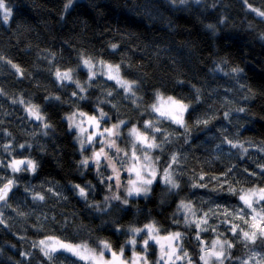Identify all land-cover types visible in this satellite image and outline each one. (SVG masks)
Returning <instances> with one entry per match:
<instances>
[{"label": "trees", "instance_id": "1", "mask_svg": "<svg viewBox=\"0 0 264 264\" xmlns=\"http://www.w3.org/2000/svg\"><path fill=\"white\" fill-rule=\"evenodd\" d=\"M4 3L11 14L5 23L0 9V145H12V155L0 148V161L32 159L37 170L33 174L0 169L5 177L17 178L7 205H0L4 220L0 264H81L64 252L49 261L33 244L55 236L75 242L108 240L116 249L127 246L132 236L127 228L153 222L161 235L182 232L184 247L197 260V233L193 226H185L180 202L205 211L217 205L232 209L240 201L227 191L228 183L237 189L264 185L260 172L264 152L258 150L264 147V18L249 7L264 11V0H188L183 5L174 0H75L67 10L68 0ZM112 44L118 45L115 51ZM84 58L119 64L121 76L135 82L136 96L126 98L119 85L98 74L88 82ZM236 67L242 69L239 75L231 72ZM69 69L85 91L56 80L57 70ZM157 93L191 106L185 117L187 132L155 117L150 106ZM14 100L37 105L51 127L29 119ZM99 111L107 113L100 121L104 128L124 120L127 127L143 130L144 123L152 121L165 130L151 133L158 141L162 135L169 136L164 150L153 154L159 156L161 170L172 154L179 158L175 179L180 187L170 189L160 178L147 197L127 204L111 199L107 203L113 181L103 176L111 171L101 166V176L92 166L82 167V154L66 119L75 112L99 119ZM204 118L210 120L207 126L196 123ZM125 135L124 131L121 144ZM225 138L243 144L247 154L221 143ZM21 144L30 146L21 149ZM201 171L206 178L227 173L224 189L213 191L219 185L207 179L208 188H193L192 178ZM122 174V180H127L126 172ZM75 185L85 188L86 200ZM116 191L123 196V191ZM37 195L45 199H34ZM222 219L213 217L209 225H218V232L235 239L220 223ZM200 235L208 242L216 238L211 227ZM253 247L264 250L257 241L248 248L237 244L231 251L243 258ZM151 250L149 257L155 259L158 249L153 245Z\"/></svg>", "mask_w": 264, "mask_h": 264}, {"label": "snow or ice", "instance_id": "2", "mask_svg": "<svg viewBox=\"0 0 264 264\" xmlns=\"http://www.w3.org/2000/svg\"><path fill=\"white\" fill-rule=\"evenodd\" d=\"M174 2L183 5L186 4L188 0H174ZM194 2L199 3L200 0H194ZM245 3H247V0H245ZM71 4L72 0H68V3L65 5V10L71 7ZM249 7L251 11L264 18V11L258 8H252L250 5ZM0 9H5L4 0H0ZM10 14L9 11L5 10V23H7ZM208 27L211 29L214 26L208 25ZM111 48L115 51L118 45L112 44ZM2 59L3 57L0 56V60ZM82 62L83 66L88 69V82L95 80L98 72L94 69H96V65H99V74L106 76L108 80H112L119 85V87L127 93L126 98L136 96L135 82L126 80L121 76V66L119 64L106 63L102 60L96 61L94 64L90 58H84ZM8 63L11 62L8 61ZM224 63H226V61H224ZM12 67L15 68L18 73L22 74V69L18 65L13 64ZM231 72L239 75L242 69L238 67L232 68ZM55 75L58 81H67L76 84L80 92L86 90L84 84L74 79L71 69L64 72L57 70ZM197 92H199V89H197ZM107 94L112 95V92L109 91ZM0 95H3L2 91H0ZM73 95H76V93H73ZM80 98L84 99L85 97L81 96ZM55 99L58 100L59 97H55ZM13 102L24 103L23 100H14ZM133 103H135V100H133ZM190 107L189 104L182 102L180 99L171 96L164 97L160 93L156 94V102L150 106L151 111L156 113L159 117L171 120L179 127L184 128L185 132L189 129L183 117ZM26 111H28L32 118L43 123L44 128L47 129L51 127V125L45 122V117L41 114L37 105H29ZM237 111L243 112L244 108H239ZM78 115L79 117H84L85 113L80 112ZM228 116L229 113L226 112L225 119H227ZM106 118L107 113L103 111H99V119L96 116L87 117L90 124L97 129L96 134L104 139L96 141L101 145L99 150H93V155L91 157L85 156L80 162L84 168H88L90 163L93 164L98 174L101 176H103V173L99 172L101 166L111 168V174L103 176L104 180L113 181V183L108 186V190L112 195L106 196V201L109 199L120 200L122 203L127 204L128 197L147 196L158 175L164 183L170 186V189H178L180 187V184L175 179L177 175L175 167L180 164L179 158L175 154H172L168 163L165 164L161 170L158 166L159 156L154 157L152 155L154 150H164L163 144L169 142V136L166 134L162 135L158 141V138L151 133H163L165 130L161 129L152 121L145 122L143 130L137 127H131L128 135L133 138V141L130 149L125 150L118 146L117 140L113 137L120 136L121 126H126L127 122L121 120L111 128L100 130V121ZM66 119L70 122V127L79 128L81 132L84 131L81 124L75 123V113L66 117ZM196 123L207 126L210 120L204 118L197 120ZM94 139V136H89L87 138V144L91 145ZM78 141L81 146V151H85V141L79 140V138ZM221 143H227L231 148H240L244 154H247L248 149L245 148L243 144L235 143L227 138L222 140ZM29 146L30 145L24 144L19 145L21 149ZM0 148H2L4 152H7L9 156L12 155V145L4 144L0 145ZM106 148L114 149L115 151L109 154ZM258 150L264 152V147ZM0 169H10L12 173L31 172L35 174L37 164L32 159L25 160L13 158L7 163L0 161ZM229 171H231V169H229ZM124 172L131 174L134 178L122 182L121 173ZM260 172L264 173V165L260 166ZM249 175H256V173H249ZM226 176L227 173L224 174V177ZM224 177L212 176L206 178V175L201 171L192 178V187L208 188V183L204 182L207 179L208 181H216L219 187L212 190L219 191L225 187V184L222 182ZM16 186V177H5V175L0 174V205H7L9 193ZM74 187L78 189L81 198L86 200L88 193L85 188L79 185H75ZM121 188L124 190L123 198L120 194H117L116 191ZM227 191L239 199L240 206L229 209L228 207L217 205L216 208H209L205 211L194 208L191 202H185L183 200L180 202L178 211L184 214L185 226H193L197 233L195 238L199 241L200 245L197 260H194L192 255L184 247L182 243L184 234L182 232L173 231L161 235L160 228L155 222L145 224L143 227H129L126 229V231L132 233L131 238L126 240L127 251L129 253L127 256L125 254V245H121L114 249L113 245L108 240H98L95 242L81 240L75 242L55 236H47L45 239L34 242L33 246L38 247L49 261L55 259V253L66 252L75 257L81 264H226V262L229 261H238L239 264H264V250H259L256 247L250 248L243 258L234 256L231 251L237 244H241L245 248H248L249 245L256 246L257 241H260V244L264 246V185L248 189H237L234 188L231 183H228ZM34 199L43 201L45 197L43 195H37ZM189 217L193 219H189ZM213 217H223L220 223L227 226L228 231L231 232L235 239H228L223 233L218 232V225L215 227L209 225V220ZM174 222L180 223V221ZM3 223L4 220L0 218V224ZM210 227L213 232H216V238L208 242L201 237L200 233L207 232ZM117 231H120V229H117ZM137 237L139 238V244ZM153 245L158 246V255H156L155 259H150L148 253ZM153 251L155 253L157 250L154 249Z\"/></svg>", "mask_w": 264, "mask_h": 264}, {"label": "rangeland", "instance_id": "3", "mask_svg": "<svg viewBox=\"0 0 264 264\" xmlns=\"http://www.w3.org/2000/svg\"><path fill=\"white\" fill-rule=\"evenodd\" d=\"M75 2V0L74 1H72V4ZM5 4V3H4ZM5 10H7V11H9L8 10V8L5 6V9H1V11H2V15L4 16V14H5ZM10 12V11H9ZM94 64L96 63V62H93ZM99 65H96V69H94L95 71H97L98 72V75H100L99 74ZM83 68L85 69V70H87L88 71V69L87 68H85L84 66H83ZM100 76H103V77H105L106 78V76H104V75H100ZM73 77H75V76H73ZM55 78H56V75H55ZM107 79V78H106ZM56 80H57V78H56ZM58 81V80H57ZM110 81H112V80H110ZM59 83H61L62 84V82L61 81H58ZM65 82H67V81H64V83ZM114 82V81H113ZM164 97H169V96H164ZM29 105H33V104H30V103H27V102H24L23 104H22V106L24 107V109H25V111H26V109H27V107L29 106ZM153 112V111H152ZM187 113V112H186ZM186 113L184 114V120H185V117H186ZM74 114V113H73ZM75 114H76V120H75V123H77V124H81V127L84 129V131L83 132H81L80 131V129L79 128H76V127H71V129L74 131V133H75V136H76V142H77V145H78V147H79V150H80V152H81V154H82V159H84L85 158V156H89V157H91L92 155H93V150H99V148H100V143H97L96 141H101V140H103L104 138L103 137H101V136H99V135H97L96 133H97V129L93 126V125H91L90 124V122L88 121V119H87V115L85 114V116L84 117H79V113L78 112H75ZM153 114L155 115V117L156 118H158V119H164V118H162V117H159L156 113H154L153 112ZM26 115H28V117H29V119H32V120H34V121H37V122H40V121H38V120H36V119H34V118H32L30 115H29V113H28V111H26ZM72 115V114H71ZM166 120H169V119H166ZM169 121H171V120H169ZM172 122V121H171ZM68 123H69V125H70V122L68 121ZM175 124V123H174ZM175 125H177V124H175ZM178 126V125H177ZM131 127H137V126H129V127H127V125L126 126H121V129H120V136L119 137H113L114 139H116L117 140V144H118V146L120 147V148H123V149H125V150H128V149H130V146H131V143H132V141H133V138L131 137V136H129L128 135V133H129V130H130V128ZM137 128H139V127H137ZM102 129H104V127L103 126H101V124H100V130H102ZM140 129V128H139ZM126 132V135H125V137H126V140H125V144H121V141L123 140V132ZM89 136H94V142L91 144V145H88L87 144V138L89 137ZM78 138H79V140H84L85 141V144H86V150L85 151H81V146H80V143H79V141H78ZM122 143H123V141H122ZM106 151L109 153V154H111V153H113L115 150L114 149H107L106 148ZM152 155L154 156V154H153V152H152ZM102 164H103V161H102ZM89 166H92L93 168H96L93 164H89ZM83 167V166H82ZM84 168V167H83ZM109 171H111V168H109ZM126 175H127V180L128 179H133L134 177L131 175V174H129V173H126ZM121 179H123V174L121 173ZM158 179H160V176L158 175L157 176V179H156V181L158 180ZM127 180H122V182H126ZM156 181L153 183V185L151 186V190H152V188H153V186L155 185V183H156ZM161 182L163 183V184H166V183H164L163 182V180L161 179ZM167 185V184H166ZM119 190H121V191H123L124 192V190H123V188H121V189H119ZM150 193H151V191H150ZM150 193H149V195H150ZM149 195H147V196H149ZM147 196H143V195H141V196H133V197H128L127 199H128V201L130 200V199H133V198H143V197H147ZM122 198H123V196H122ZM107 203H109V200H107ZM183 213V212H182ZM189 219H193L192 217H189ZM137 240H139V238L137 237ZM163 242V241H162ZM164 243H166V242H164ZM138 244H139V241H138ZM156 247H157V249H158V246L157 245H155ZM126 247V251H127V246H125ZM150 251H152L151 249L149 250V252ZM64 253H66V252H64ZM67 254H69V253H67ZM126 254V253H125ZM70 255V254H69ZM148 255H149V253H148ZM126 256H127V254H126ZM73 257V256H72ZM75 258V257H74Z\"/></svg>", "mask_w": 264, "mask_h": 264}, {"label": "water", "instance_id": "4", "mask_svg": "<svg viewBox=\"0 0 264 264\" xmlns=\"http://www.w3.org/2000/svg\"><path fill=\"white\" fill-rule=\"evenodd\" d=\"M12 191H13V189H12ZM12 191H11V192H12ZM11 192L9 193V195L11 194Z\"/></svg>", "mask_w": 264, "mask_h": 264}, {"label": "bare ground", "instance_id": "5", "mask_svg": "<svg viewBox=\"0 0 264 264\" xmlns=\"http://www.w3.org/2000/svg\"><path fill=\"white\" fill-rule=\"evenodd\" d=\"M1 249V248H0Z\"/></svg>", "mask_w": 264, "mask_h": 264}]
</instances>
